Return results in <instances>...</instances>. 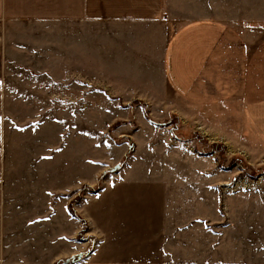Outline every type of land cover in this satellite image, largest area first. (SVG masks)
<instances>
[{"label": "crops", "instance_id": "1", "mask_svg": "<svg viewBox=\"0 0 264 264\" xmlns=\"http://www.w3.org/2000/svg\"><path fill=\"white\" fill-rule=\"evenodd\" d=\"M263 30L264 0H0V264L83 251L65 194L96 183L130 148L99 159L92 124L97 151L83 152L78 114L99 113L101 92L80 82L101 80V65L104 80L131 82L118 95L145 100L161 120L174 114L253 160L264 154ZM157 63L164 88L146 82ZM175 135L141 122L128 164L77 207L106 246L81 264H264V237L250 261L213 259L222 233L210 224L221 221L230 179Z\"/></svg>", "mask_w": 264, "mask_h": 264}, {"label": "rangeland", "instance_id": "2", "mask_svg": "<svg viewBox=\"0 0 264 264\" xmlns=\"http://www.w3.org/2000/svg\"><path fill=\"white\" fill-rule=\"evenodd\" d=\"M248 27L249 26L241 25L240 29L244 28L250 31ZM248 31L244 32L246 33ZM20 35L26 36V34ZM103 51L106 52L107 50L101 49V52ZM100 68L101 80L93 82L91 80H84L80 82L85 91H90L92 89L101 92L99 113L86 110L78 114V119L83 120L84 154L90 159L92 158V150H94V152L97 151L95 143H93L91 139L92 136L95 137L92 130L96 125L100 127L99 159H102L104 154H106V156L110 155L113 158L118 154L119 149L115 150L114 145L120 147L123 144H128L130 147L129 150L131 146L134 145V153L136 148L135 137L137 136L141 122L148 121L155 126H158L157 123L170 122L167 126L159 127L172 126L173 131L177 133L175 137L187 143L188 141H196L194 143L195 151L199 155L215 156L219 168L226 172L230 179L229 183L222 185L220 188L223 195V213L221 221L210 224L214 232L222 233L221 241L212 242L213 259L216 257V259L231 260L233 263H240L244 260L250 261L252 252L255 251L256 248V245H254L255 242L253 243V241H256L257 238L262 239V237H264V196L252 193L254 184L258 185L260 188L264 187V154H260L258 159L253 160L251 159V153L246 152L244 149L241 150L237 148V146H229L217 138L215 140L212 139L213 135L210 136V133H206L204 129H193L192 127L189 128L184 126L182 119L176 117L174 114H171L169 117L166 115L165 119L161 120L163 116L162 112H153L145 100L139 99L138 97L129 99L128 97L125 98L118 95V87L122 84L129 85L131 82H108L103 79V77H107V65H101ZM160 68L161 64L159 63L153 66V71L148 75L146 82L148 84H155L154 82H156L158 85L161 84V87L164 88L160 81ZM53 83L55 84L56 82ZM45 84L48 86L49 82H45ZM52 89L58 91V85L53 86ZM48 116V119L51 118V121L53 120L54 126L56 125L55 122L60 121V116L57 113L48 114ZM70 120L71 118L68 116L69 130L72 131V127H70L72 123H70ZM75 123L77 126L78 122ZM73 137L74 136H72L70 132L68 139L70 138V140H72ZM71 143L70 141L68 152L72 150L73 146L74 149L79 147V145L75 144V140L73 144ZM106 144H110L112 150L105 149ZM127 154L118 163L109 164L108 167L102 171L103 173H100L96 183H85L78 190L65 194L69 204V212L70 214L71 212L76 214L77 217L73 214H71V216L77 219L81 226V230L78 232L74 241L78 244L77 248H79V246L83 247V251L72 257L61 259L55 264H59L60 261H63L61 264H81L87 261L90 255L97 249L106 248L105 245L103 246L105 242L103 240L104 237L95 230L82 213H79L77 207L80 206L83 201L85 204V200L91 198V195H97L103 191L107 184V179L119 173L128 164V161H130L132 155L125 160ZM100 169H102L101 166ZM261 243L262 242L259 243V246ZM202 246L206 247L207 245ZM218 249L220 252H216ZM81 254H85V257L82 259L80 258ZM243 254L248 257L244 258L242 256ZM75 256L79 257L78 260L75 262L71 261Z\"/></svg>", "mask_w": 264, "mask_h": 264}, {"label": "trees", "instance_id": "3", "mask_svg": "<svg viewBox=\"0 0 264 264\" xmlns=\"http://www.w3.org/2000/svg\"><path fill=\"white\" fill-rule=\"evenodd\" d=\"M151 122H152V120H151ZM156 124V123H155ZM170 124V122H164V123H157V125L158 126H167V125H169ZM133 145V144H132ZM133 148H134V145L133 146H131V149L129 150V152H128V154H127V156H126V159L125 160H127L131 155H132V153H133ZM71 214H73V215H75L76 216V214H74V213H72L71 212ZM77 217V216H76ZM83 257H85V254L83 255V254H81L80 255V258L82 259ZM78 256L76 257H73L72 259H71V261H77L78 260ZM61 263H63V261H60L59 262V264H61Z\"/></svg>", "mask_w": 264, "mask_h": 264}]
</instances>
